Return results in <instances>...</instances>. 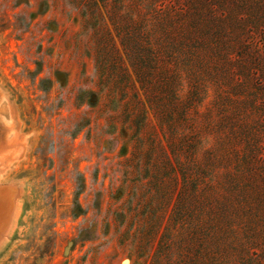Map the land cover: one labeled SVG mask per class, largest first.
<instances>
[{"label":"rangeland","instance_id":"obj_1","mask_svg":"<svg viewBox=\"0 0 264 264\" xmlns=\"http://www.w3.org/2000/svg\"><path fill=\"white\" fill-rule=\"evenodd\" d=\"M0 220V264H264V0H0Z\"/></svg>","mask_w":264,"mask_h":264},{"label":"bare ground","instance_id":"obj_2","mask_svg":"<svg viewBox=\"0 0 264 264\" xmlns=\"http://www.w3.org/2000/svg\"><path fill=\"white\" fill-rule=\"evenodd\" d=\"M6 207V206H5ZM8 207V206H7ZM5 210V209H4ZM5 213V212H4ZM3 215V214H2ZM2 219V218H1ZM2 220H0V222H1Z\"/></svg>","mask_w":264,"mask_h":264}]
</instances>
